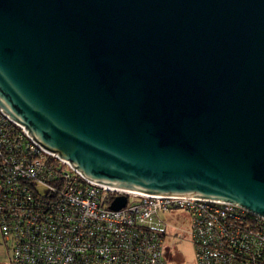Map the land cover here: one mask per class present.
Wrapping results in <instances>:
<instances>
[{
    "label": "water",
    "instance_id": "obj_1",
    "mask_svg": "<svg viewBox=\"0 0 264 264\" xmlns=\"http://www.w3.org/2000/svg\"><path fill=\"white\" fill-rule=\"evenodd\" d=\"M0 108L94 182L264 217V0H0Z\"/></svg>",
    "mask_w": 264,
    "mask_h": 264
},
{
    "label": "built area",
    "instance_id": "obj_2",
    "mask_svg": "<svg viewBox=\"0 0 264 264\" xmlns=\"http://www.w3.org/2000/svg\"><path fill=\"white\" fill-rule=\"evenodd\" d=\"M119 195L124 206L111 208ZM183 229L195 264H264V217L231 202L94 182L0 108V233L9 264H166L167 239Z\"/></svg>",
    "mask_w": 264,
    "mask_h": 264
},
{
    "label": "rangeland",
    "instance_id": "obj_3",
    "mask_svg": "<svg viewBox=\"0 0 264 264\" xmlns=\"http://www.w3.org/2000/svg\"><path fill=\"white\" fill-rule=\"evenodd\" d=\"M182 234V237L167 239L165 244L166 264H195L194 247L188 240L187 233ZM8 260L9 251L0 233V264L6 263Z\"/></svg>",
    "mask_w": 264,
    "mask_h": 264
},
{
    "label": "crops",
    "instance_id": "obj_4",
    "mask_svg": "<svg viewBox=\"0 0 264 264\" xmlns=\"http://www.w3.org/2000/svg\"><path fill=\"white\" fill-rule=\"evenodd\" d=\"M3 264H9V260L6 263H3Z\"/></svg>",
    "mask_w": 264,
    "mask_h": 264
}]
</instances>
